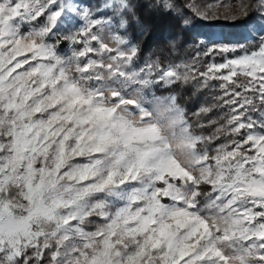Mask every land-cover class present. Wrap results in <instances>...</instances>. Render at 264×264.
I'll list each match as a JSON object with an SVG mask.
<instances>
[{"label":"snow or ice","instance_id":"1","mask_svg":"<svg viewBox=\"0 0 264 264\" xmlns=\"http://www.w3.org/2000/svg\"><path fill=\"white\" fill-rule=\"evenodd\" d=\"M136 7L0 0V264H264V0L186 4L259 39L167 67L136 65ZM190 81L195 121L155 94Z\"/></svg>","mask_w":264,"mask_h":264},{"label":"trees","instance_id":"2","mask_svg":"<svg viewBox=\"0 0 264 264\" xmlns=\"http://www.w3.org/2000/svg\"><path fill=\"white\" fill-rule=\"evenodd\" d=\"M79 2L95 9L102 5L104 0H79ZM158 2L162 4L163 0H132V3L137 5L136 14L139 25H137L136 21H130L127 29V39L139 46L140 51L135 61L138 67H143L148 62H156L162 67H167L189 61L197 52L196 40L200 34L215 33L217 36H223L222 43L243 40L248 43L249 47H254L259 39V25H257L255 32H247L243 29L232 27L226 19L213 20L211 22L201 21L199 18L194 17L190 10L185 7L189 2L203 7L211 3L212 0H169L174 6L172 10H165L162 7H148V5ZM100 15L110 16L111 13L103 12ZM186 18L189 20V24L184 27L196 25L193 31L189 33H185L181 26ZM142 29L145 30L143 36H141ZM177 37L182 39L176 40V44L173 46L171 42ZM61 49L64 53L68 51L63 44ZM216 59L219 61L221 57L217 56ZM169 93L177 95L178 102L187 110L189 119L193 121L197 119L192 115L193 112L198 111L202 106H210L214 103L212 93L200 89L193 81H190L187 85H173L170 89L160 86L155 89L157 96L168 95ZM223 114V110L214 109L208 115L200 117V119L206 121L211 116L217 119L219 123H223V120L220 119ZM253 115L258 116L259 114L255 113ZM206 131H211V126Z\"/></svg>","mask_w":264,"mask_h":264},{"label":"rangeland","instance_id":"3","mask_svg":"<svg viewBox=\"0 0 264 264\" xmlns=\"http://www.w3.org/2000/svg\"><path fill=\"white\" fill-rule=\"evenodd\" d=\"M98 15H100V13H98Z\"/></svg>","mask_w":264,"mask_h":264}]
</instances>
